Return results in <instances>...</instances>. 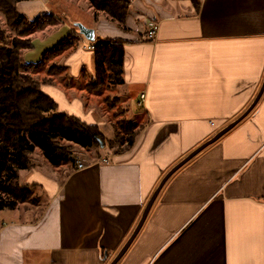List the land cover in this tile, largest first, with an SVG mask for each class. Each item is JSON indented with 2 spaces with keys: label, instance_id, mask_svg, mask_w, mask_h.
I'll return each mask as SVG.
<instances>
[{
  "label": "crops",
  "instance_id": "0c3cea01",
  "mask_svg": "<svg viewBox=\"0 0 264 264\" xmlns=\"http://www.w3.org/2000/svg\"><path fill=\"white\" fill-rule=\"evenodd\" d=\"M128 1L126 31L96 17L88 0L77 6L87 18L75 21L102 39L130 42L123 46L120 89L141 120L135 143L105 150L106 162L90 160L84 170L20 171L22 184L38 187L44 203L30 217L17 208L12 212L20 218L0 219V264H109L161 179L258 95L264 0ZM18 11L30 19L52 14L39 0L22 2ZM152 22L157 30L149 40ZM78 37L80 45L63 54L64 66L71 78L82 70L93 77V52ZM42 90L61 112L103 124L69 88L54 83ZM262 93L238 125L171 175L117 264H264Z\"/></svg>",
  "mask_w": 264,
  "mask_h": 264
},
{
  "label": "trees",
  "instance_id": "16d2710c",
  "mask_svg": "<svg viewBox=\"0 0 264 264\" xmlns=\"http://www.w3.org/2000/svg\"><path fill=\"white\" fill-rule=\"evenodd\" d=\"M27 1L34 0H0V15L7 28L14 32L10 39L6 31L0 29V212L13 211L19 204L26 203L29 186L19 184L16 177L18 172L33 167L35 151H39L54 168L69 165L74 169L79 158L76 148L107 146L109 152L117 147L126 151L134 145L139 132V128L129 122L118 123L115 136L108 141L99 125L88 124L72 114L61 112L57 102L43 92L42 86L51 83L39 82L31 72L67 49L78 47L79 33L78 29L69 31L52 48L42 52L39 62H24L23 52L32 48L29 36L57 22L49 13L28 19L18 11V5ZM88 1L96 17L102 14L122 31L128 30L124 26L130 5L128 0ZM124 43L130 42L95 36L94 43H91L95 73L89 83V92L106 85H124ZM60 68L66 69L64 66ZM30 186L35 187L34 184Z\"/></svg>",
  "mask_w": 264,
  "mask_h": 264
},
{
  "label": "rangeland",
  "instance_id": "374dc122",
  "mask_svg": "<svg viewBox=\"0 0 264 264\" xmlns=\"http://www.w3.org/2000/svg\"><path fill=\"white\" fill-rule=\"evenodd\" d=\"M41 2H46L50 12L55 16L57 20L56 23L52 26H45L42 30L35 31L32 33L29 38L32 40V48L26 50L22 54L24 62H39L42 52L46 49L52 48L53 45L58 42L61 38L65 37L69 32L66 28L70 26L73 30H77L73 25L77 23L75 19H80L87 16L86 11L77 9L79 5V0H39ZM29 4L32 1H27ZM28 4L23 3V7H26ZM102 16V15H101ZM87 18V17H85ZM30 19V18H28ZM34 19V18H33ZM32 20V19H30ZM83 20V19H82ZM80 24V23H78ZM0 29L6 31L8 37L13 38L14 32L7 28L4 17L0 15ZM80 36V35H79ZM70 49V48H69ZM68 50V49H67ZM65 53V52H64ZM53 57V59L47 61L44 66L35 70L33 76L40 81H48L51 84L58 83L60 86L69 88L70 94L74 97H79L81 101L90 106L95 110L97 114H100L102 117V122L99 127L104 134L106 140H112L115 136V133L118 129V123H127L133 124L140 129V121L134 114L136 110L134 107L130 112L128 108L127 101L124 98V94L120 89V86L106 85L97 91L89 92L91 86L89 83L93 77H91L86 71L84 74H81L79 78H71L70 73L66 69L62 70L60 67L64 66L63 54ZM65 67V66H64ZM50 84V85H51ZM78 118V117H77ZM107 146L104 148H95V149H80L76 148L75 151L79 156H86L88 160H96L98 156L104 155L106 153ZM122 149L115 148L113 152H120ZM33 167L38 168L39 170H44L47 172L55 173L56 170L44 157H41L39 151H35L32 155ZM64 174V173H63ZM25 173L18 172L16 180L19 184L22 183L21 177H25ZM62 175V173H61ZM43 195L41 190L38 187H31L29 185V197L24 204H19L17 208L20 210L23 216H32L34 215L33 208L35 206H43ZM40 207V206H39ZM16 208V212H18ZM16 214V213H15ZM12 211H1L0 219H5L6 217L9 220H16L20 216L15 215Z\"/></svg>",
  "mask_w": 264,
  "mask_h": 264
},
{
  "label": "water",
  "instance_id": "95a60500",
  "mask_svg": "<svg viewBox=\"0 0 264 264\" xmlns=\"http://www.w3.org/2000/svg\"><path fill=\"white\" fill-rule=\"evenodd\" d=\"M74 27L76 29H78L79 35L82 36L87 42L94 43L95 34H94V30L93 29L87 28L84 25H82L81 23L80 24L75 23L74 24ZM263 91H264V81H263V84H262L260 90L257 93L258 95L254 99V102L249 106V109L242 116H240L239 119L231 122L229 125H227L226 128H224L223 130H221L220 132H218L217 134H215L211 140L205 142L204 144L200 145L198 148H196L195 150H193L192 152H190V154L187 155L185 157V159H183L182 161H180L179 163H177L176 165H174L171 168V170L161 179V181L159 182L160 184L157 186V189L153 192V194L150 196L151 198L149 199V201L145 205L144 210H143V214H142L139 222L137 223L136 228L132 232V234L129 237V239L127 240V242L118 251L116 257L109 264H117V262L124 256V253L131 246V243L133 242L132 240L135 238V236L138 234V232L140 231V229L143 227L142 225H143V223H144V221H145V219H146V217H147V215L149 213L148 211L151 208L152 204L154 203L155 199L157 198L156 196L158 195L159 190L163 187V185L171 177V175L173 173H175L177 170H179L182 166H184L186 162H188L189 160H191L193 157L197 156L201 150H203L204 148L212 145L215 141H217L218 139H220V137H222L223 135L227 134L228 131H230L236 125H238L239 122L241 121V119L243 117H245L250 111L253 110L254 105L258 102V100L262 96V94H263L262 92Z\"/></svg>",
  "mask_w": 264,
  "mask_h": 264
},
{
  "label": "built area",
  "instance_id": "2783aa9c",
  "mask_svg": "<svg viewBox=\"0 0 264 264\" xmlns=\"http://www.w3.org/2000/svg\"><path fill=\"white\" fill-rule=\"evenodd\" d=\"M149 30L147 32V38L149 40H152L154 38V35L156 33V30H157V26L152 22L150 23L149 25ZM89 43V42H88ZM86 49L89 50V51H92L93 50V46L91 45V43H89L87 46H86ZM144 96L143 95H140V98L144 99L143 98ZM78 160L75 164V168L74 170H84L87 166H89L90 164H92V162L90 160H88V158L85 156H78ZM100 161H103V162H106L107 161V157H102V158H99V160L97 162L100 163Z\"/></svg>",
  "mask_w": 264,
  "mask_h": 264
}]
</instances>
